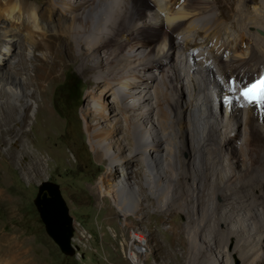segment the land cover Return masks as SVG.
<instances>
[{
    "label": "bare ground",
    "instance_id": "1",
    "mask_svg": "<svg viewBox=\"0 0 264 264\" xmlns=\"http://www.w3.org/2000/svg\"><path fill=\"white\" fill-rule=\"evenodd\" d=\"M151 1L0 0L6 24L0 25V44L9 46V53L0 49V184L4 164L31 177L57 156L49 147L35 149V137L49 140L62 127L50 99L67 56L91 85L83 112L88 142L103 166L91 190L107 212L104 221L115 225L111 215L119 212L127 224L128 214L155 201L164 210L180 204L185 208L177 209L194 223L186 233L203 240L217 233L238 237L246 264H264V112L240 95L264 77V0H200L210 7L199 10L187 0L170 6V0ZM164 29L173 31V40ZM159 32L162 42H151ZM223 92L220 106L232 105L231 113L224 111L232 124L219 122L213 108L212 94ZM148 94L154 113L142 107ZM25 99L43 114L35 137V121L30 131L25 128L30 106L19 110ZM155 117L160 130H149ZM144 137L152 138L151 147ZM150 154L158 161H149ZM144 163L149 167L139 165ZM166 181L174 182L175 196L162 197ZM1 194L0 185V202L7 201ZM135 236L130 258L142 264L146 238ZM28 240L17 232L0 235V264H41Z\"/></svg>",
    "mask_w": 264,
    "mask_h": 264
},
{
    "label": "rangeland",
    "instance_id": "2",
    "mask_svg": "<svg viewBox=\"0 0 264 264\" xmlns=\"http://www.w3.org/2000/svg\"><path fill=\"white\" fill-rule=\"evenodd\" d=\"M134 1L130 0L131 3ZM141 1L143 2V0ZM146 1L152 3L151 0ZM171 1L178 3L181 0H170L167 2L169 6L172 4ZM187 1L188 7L197 10L210 7L209 4L204 5L200 0ZM234 8L235 6L228 9L229 12L233 13ZM228 19L232 20L231 15L228 16ZM67 23L71 24L72 20L68 19L65 24ZM0 25L6 26L1 20ZM184 26L185 24L182 27ZM163 35H166L168 41L173 40L175 37L173 31L169 29H164ZM161 37L162 32H159L151 42L161 43L164 39H161ZM105 44L110 46L111 42ZM127 48L128 43L124 44L122 51H128ZM0 49L8 52L9 46L5 41H1ZM25 53L31 55L30 51H25ZM65 59L66 67L61 79L53 87L50 99V111L55 119L62 124L58 134L50 136L49 140L39 139L36 136V130L40 127L39 120L43 118V114L41 112L39 114L35 113L36 103L33 100L18 101L20 111L23 110L24 105L30 106L28 109L29 118L25 128L30 131L31 124L35 121V125L31 128V134L34 137L36 136L35 141L38 143L35 149L39 146L49 147V149L55 151L57 156L51 159L50 166L41 175L31 177L21 172L16 164H4L5 178L0 184L1 198L7 201L0 202V235L7 232L8 234L17 232L21 237L29 238L30 246L34 249L37 257L36 261L41 264H134L130 258V249L133 247V240L138 238L135 233H143L146 238L141 241L144 250L142 264H246L247 262L243 259L247 257L242 256V249L237 244L238 237L217 233L214 236L209 235L206 240H203L201 235L199 238L196 234L186 233L185 229L191 230L194 223L187 221L185 213L177 209L180 204H176L175 208L170 206L167 210H164L160 207L161 201H155L147 205L145 211L136 212L134 215L128 214L127 224H125L123 216L119 212L111 215L114 218L115 225L111 226L104 221L107 212L106 210L102 212L100 205H98L99 208L97 207L96 196L91 190L92 184L103 172V166L96 160L88 142V132L83 112L87 105V93L91 85L85 74L81 73L67 56H65ZM191 64H193V61ZM206 64L207 62L204 63V65ZM215 67L219 69L218 66ZM73 79L80 85V89L69 87L70 81ZM15 91L18 92V90ZM226 93L229 92L226 91ZM226 93H220L219 97L226 99L224 97ZM110 96H113L111 92ZM148 100H154V97L149 96V94L144 96L145 105L142 107L147 113L149 112L147 110L154 113V108L148 105ZM213 108L218 113L219 122L223 121L225 118L224 111L227 107L219 105L216 108L213 105ZM258 111L260 112L259 106ZM121 119L123 120V117ZM151 120L152 122L146 124V128L149 129L150 127L153 131L160 130L158 119L155 117ZM225 121L228 122V119L225 118ZM232 123V121L228 122V124ZM235 126L236 124L231 125V128L234 129ZM241 126L244 128L243 117ZM150 138L145 139L144 137L146 148L151 147L153 144V140ZM150 155L149 161H158V157L153 154ZM182 157L187 158L188 152L183 151ZM222 157L226 162L225 158L228 157V154ZM160 158L164 159V156H160ZM180 159L176 158L178 161ZM152 164L155 166V163ZM139 165H143L145 168L149 167L147 163ZM158 166L161 167L159 164ZM117 170L121 174L122 168L118 167ZM165 174L170 175L171 172L167 170ZM44 181H50L59 186L69 208V213L74 218L72 244L75 249L72 253L62 252L59 245L47 233L45 224L39 215L35 198L40 185ZM131 181L133 182L132 179ZM173 183L171 181L163 183L164 195L162 197L175 196L176 189ZM170 186L171 190H167L166 188ZM110 205H112L111 202H107V207H110ZM180 206L185 208V206ZM121 221H124V223H121ZM177 230L181 231L180 236L175 234ZM212 245L215 248H212ZM219 248L223 250H218ZM263 248L264 243L262 244ZM43 251L46 254L44 256L42 255Z\"/></svg>",
    "mask_w": 264,
    "mask_h": 264
},
{
    "label": "water",
    "instance_id": "3",
    "mask_svg": "<svg viewBox=\"0 0 264 264\" xmlns=\"http://www.w3.org/2000/svg\"><path fill=\"white\" fill-rule=\"evenodd\" d=\"M39 215L45 224L47 233L59 245L64 253L74 252L72 238L74 234V218L59 186L50 181H44L35 198Z\"/></svg>",
    "mask_w": 264,
    "mask_h": 264
},
{
    "label": "snow or ice",
    "instance_id": "4",
    "mask_svg": "<svg viewBox=\"0 0 264 264\" xmlns=\"http://www.w3.org/2000/svg\"><path fill=\"white\" fill-rule=\"evenodd\" d=\"M235 91V88H232ZM240 95L249 103L257 105H264V77H261L255 83L243 88Z\"/></svg>",
    "mask_w": 264,
    "mask_h": 264
},
{
    "label": "trees",
    "instance_id": "5",
    "mask_svg": "<svg viewBox=\"0 0 264 264\" xmlns=\"http://www.w3.org/2000/svg\"><path fill=\"white\" fill-rule=\"evenodd\" d=\"M69 87L71 89H76V88L80 89L81 88L80 85L77 84V81L75 79L70 81Z\"/></svg>",
    "mask_w": 264,
    "mask_h": 264
}]
</instances>
